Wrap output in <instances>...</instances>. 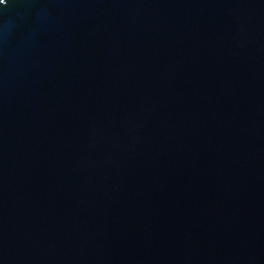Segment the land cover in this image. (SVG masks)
Segmentation results:
<instances>
[{"label":"water","instance_id":"95a60500","mask_svg":"<svg viewBox=\"0 0 264 264\" xmlns=\"http://www.w3.org/2000/svg\"><path fill=\"white\" fill-rule=\"evenodd\" d=\"M0 264H264V0H0Z\"/></svg>","mask_w":264,"mask_h":264}]
</instances>
